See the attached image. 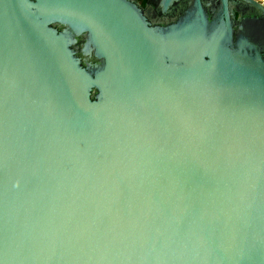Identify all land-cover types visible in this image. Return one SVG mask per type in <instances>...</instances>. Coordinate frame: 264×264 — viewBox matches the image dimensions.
<instances>
[{"label":"water","instance_id":"95a60500","mask_svg":"<svg viewBox=\"0 0 264 264\" xmlns=\"http://www.w3.org/2000/svg\"><path fill=\"white\" fill-rule=\"evenodd\" d=\"M0 264H264V5L0 0Z\"/></svg>","mask_w":264,"mask_h":264},{"label":"trees","instance_id":"16d2710c","mask_svg":"<svg viewBox=\"0 0 264 264\" xmlns=\"http://www.w3.org/2000/svg\"><path fill=\"white\" fill-rule=\"evenodd\" d=\"M142 6L144 5L145 3V0H137Z\"/></svg>","mask_w":264,"mask_h":264},{"label":"flooded vegetation","instance_id":"af4514ba","mask_svg":"<svg viewBox=\"0 0 264 264\" xmlns=\"http://www.w3.org/2000/svg\"><path fill=\"white\" fill-rule=\"evenodd\" d=\"M256 1L264 5V0H256Z\"/></svg>","mask_w":264,"mask_h":264}]
</instances>
